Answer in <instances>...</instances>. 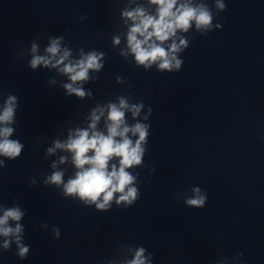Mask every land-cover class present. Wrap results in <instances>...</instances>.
I'll list each match as a JSON object with an SVG mask.
<instances>
[{"label":"clouds","instance_id":"clouds-1","mask_svg":"<svg viewBox=\"0 0 264 264\" xmlns=\"http://www.w3.org/2000/svg\"><path fill=\"white\" fill-rule=\"evenodd\" d=\"M157 6L156 15H150L143 8L137 7L132 11L125 10L123 16L131 20L126 40L127 50L121 51L120 55L134 56L136 66H143L145 70L156 65L161 72H179L184 64L179 54L184 52L190 44L187 37L177 35L188 33L195 26V30L201 35H206L214 28L221 25L215 21V13L204 0H149ZM217 12L226 10L225 0H214ZM81 16L80 20H85ZM194 38V37H193ZM171 40L165 48L166 41ZM63 36L50 37L43 55L37 54L36 43L31 45V59L29 67L35 71L40 66L46 69H56L61 75L67 76L68 83L63 84L65 94L83 98L91 96V91H86L84 83L95 82L99 73L105 66L106 53L95 48L85 51L82 47L78 50V58L73 57V51L62 47ZM113 44L119 45L120 38L113 37ZM118 83H124L120 76L116 77ZM55 84L54 79L49 81ZM0 169L7 166L6 161L16 160L21 156L25 145L18 139H11L15 132L13 125L16 124V112L18 109V97L11 93L6 97L0 96ZM145 107L144 101L130 104L123 95L118 97V103L109 102L106 105H97L89 115L90 123L86 129H76L70 132L65 142L56 140L53 146L46 149V155L54 154L57 149L71 153V160L75 166V173L65 181V171L58 168L57 161L50 165V174L43 178L45 187L59 190L66 199L79 200L85 206L95 205L96 210L109 211L113 201L117 207L128 208L133 206L141 197L139 190L140 173L135 169L144 168V156L147 149L151 125L137 121L129 126L126 121V112H130L133 118L139 117ZM149 105L143 116L148 121L152 114ZM105 118L106 134L97 129L101 118ZM137 137L135 141L129 137ZM118 158L117 162H112ZM67 157L61 156L58 163L64 164ZM133 169V171H128ZM154 167L148 169L149 175L154 174ZM36 186L38 181L35 176L30 181ZM192 195L184 196V204L188 208H204L208 194L200 187L191 189ZM118 194V195H117ZM182 196V194H181ZM181 196L173 197L175 200ZM0 237H4L2 248L9 251L15 243L16 255L25 259L30 252V246L24 243L25 227L21 223L26 215L19 201H14L11 207L0 203ZM47 229V223L41 225ZM53 237L59 239L61 232L59 227H51ZM129 251H132L129 249ZM147 249L139 246L135 249L132 259L124 264H153L154 254L148 253ZM243 253L238 252L233 257L234 261L243 264Z\"/></svg>","mask_w":264,"mask_h":264}]
</instances>
